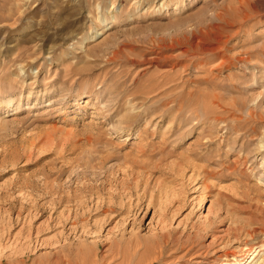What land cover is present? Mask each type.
Instances as JSON below:
<instances>
[{
	"label": "rangeland",
	"instance_id": "1",
	"mask_svg": "<svg viewBox=\"0 0 264 264\" xmlns=\"http://www.w3.org/2000/svg\"><path fill=\"white\" fill-rule=\"evenodd\" d=\"M262 145L264 0H0V264H264Z\"/></svg>",
	"mask_w": 264,
	"mask_h": 264
},
{
	"label": "bare ground",
	"instance_id": "2",
	"mask_svg": "<svg viewBox=\"0 0 264 264\" xmlns=\"http://www.w3.org/2000/svg\"><path fill=\"white\" fill-rule=\"evenodd\" d=\"M211 50H212V49H211ZM260 148H264V146L262 145ZM255 252H256V251H255ZM253 261H254V259L252 258V261H250V263H248V264H256L257 261H254V262H253ZM258 261H259V260H258ZM238 263H239V262H238ZM54 264H55V263H54Z\"/></svg>",
	"mask_w": 264,
	"mask_h": 264
}]
</instances>
